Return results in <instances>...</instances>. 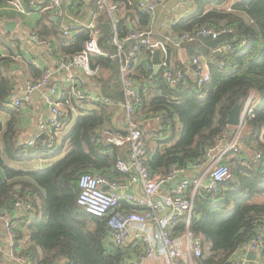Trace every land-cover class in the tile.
<instances>
[{
    "label": "trees",
    "instance_id": "trees-1",
    "mask_svg": "<svg viewBox=\"0 0 264 264\" xmlns=\"http://www.w3.org/2000/svg\"><path fill=\"white\" fill-rule=\"evenodd\" d=\"M11 2L0 0V6L9 8L7 12L1 10L0 22L20 21L25 17L10 9ZM128 2L132 3L133 11L140 13L135 0H125L127 5ZM227 2L193 0L196 11L178 21L170 31L177 36L204 27L232 30L217 40L205 38L184 44L189 45L188 51L197 50L196 55L205 58L199 60L202 68L207 62L209 80L199 90L187 78L173 87L167 86L162 72L155 73L153 68L148 69L150 62L141 60L142 55L148 60L144 46L139 48V56L129 73L140 98L133 117L161 118L160 126L154 124L144 132L145 164L153 175L163 176L172 168L186 167L202 159L229 131V112L237 104L242 110L246 100L253 97L252 115L245 117L241 131L243 151L224 157L230 178L219 184L217 193L199 190L194 196L189 231L201 244V256L193 258V264H227L241 245L257 236L261 237L259 255L264 261V0H238L230 11L225 10ZM23 3L26 6V0ZM34 12L41 13L30 11ZM139 16L147 23L146 15ZM37 17L36 23L23 24L39 38L54 36L55 54L67 58L83 50L89 39L87 30L81 29L72 37H58L57 31L54 28L49 31L44 23L47 14ZM114 26L123 38L129 24L117 19ZM101 31L97 41L101 55L90 56V64L109 72L100 93L113 103H88L85 99L63 96L60 100L65 109H61L63 122L72 109L84 110L82 105L86 104L93 108L78 116L61 139L59 131L52 130L31 147L20 140L18 114L8 107L9 96L16 87L11 74V68L16 66L15 56L11 51L0 52V241L2 229L5 231L3 212L11 215V207L16 203L30 207L23 227L11 229L14 245L24 243L21 256L30 264H137L141 253L140 246L134 244L114 248L106 220L86 214L77 205L79 177L88 174L111 180L122 178L115 163L118 156L126 153L124 149L100 142L97 133L103 128L115 132L113 114L117 104L124 100L120 65L133 43H127L120 56L110 43L114 28L105 26ZM226 42H234L232 51L217 54L216 48ZM158 59L160 56L156 54L153 62L157 63ZM25 70L34 80L45 74L31 66ZM55 158H58L56 163L45 170L28 169L29 164ZM192 189L189 188L190 192ZM183 230L180 227L176 233Z\"/></svg>",
    "mask_w": 264,
    "mask_h": 264
},
{
    "label": "built area",
    "instance_id": "built-area-1",
    "mask_svg": "<svg viewBox=\"0 0 264 264\" xmlns=\"http://www.w3.org/2000/svg\"><path fill=\"white\" fill-rule=\"evenodd\" d=\"M93 0H26V6L23 0H12L10 9L24 16H29L31 10L45 11L48 8L60 9L65 6H77L79 4H89ZM137 10L153 19L154 3L152 0H135ZM233 3L228 4L226 11L231 10ZM97 7L100 11L106 13L109 17L117 11V5L111 4L108 0H98ZM89 33V39L85 42L83 50L72 57L63 58L58 56L56 71L70 72L72 70L80 71L84 76L96 77L99 74V67H92L90 56L101 55V50L97 45L98 30L94 24L84 26ZM77 26H61L59 28L62 36L67 37L76 33ZM115 31V26H114ZM232 30L221 29L214 30L204 27L194 31L191 34H182L177 36L166 35L161 40L151 43V29L133 30L128 29L125 36L120 38L117 32L110 41L114 45L119 55L123 53L127 43L133 45L124 55V60L120 65V74L122 78V89L124 100L120 106L124 112L123 125L124 132L111 131L108 128L100 129L97 133L100 142L109 144L113 147L126 150L124 155L118 156L115 169L124 176V181L111 180L107 176H95L84 174L78 179V197L77 205L84 209L85 213L95 217L104 218L106 227L110 234V243L114 248L128 247L131 244L139 245L141 253L136 259L137 264H193V258L201 256V244L194 239L189 231L190 222L193 214V199L199 190L206 193H217L219 184L230 178L229 168L224 160L228 153H241L243 151L244 139L241 136L244 119L252 115L253 97H249L241 110L242 125L236 127V131L227 142L226 138L219 140L214 147H211L205 153V156L197 162L186 167L172 168L166 175H153L145 164V137L143 127L153 122L160 126L161 118L143 117L134 118L135 108L140 102L139 94L133 81L130 78L132 65L139 56V48L146 47L148 60L152 61L156 50H160L164 55L161 63L162 78L164 83L173 87L186 78V72L195 68L193 84L195 90H199L208 80L209 75L200 66L199 57L194 55L187 64L181 68L174 67L168 61L167 45L180 49L184 44H193L200 39L209 38L217 40L223 34H231ZM31 41L39 47L54 53L53 45L50 41L41 39L35 35ZM234 42H226L219 46L215 52L232 51ZM243 45V42L240 44ZM223 64L220 65L222 67ZM151 69V67H148ZM51 78V72H45L44 76L26 88L27 93L38 91L46 86ZM76 100L87 99L90 102L110 104V100L99 98L97 96L88 98L80 90L72 88ZM57 95V89L51 87L49 96L44 98L45 105L48 106L50 116L42 120L39 126V134L31 140L24 142L31 147L41 134H49L52 130L60 131L64 125V113L61 110L60 102L53 99ZM23 99L13 92L8 99V107L18 111L22 108ZM73 110V109H72ZM259 158V155L256 156ZM197 170L199 175L191 178L187 173ZM137 187L141 194L132 192V188ZM168 187L167 193L162 194L161 190ZM192 187L191 195H188L189 188ZM264 198V194H263ZM134 208L128 211L121 208ZM12 214L26 215L30 207L23 208L20 203L11 207ZM16 212V213H14ZM22 212L24 214H22ZM5 222L4 233L12 239L16 229L12 226L10 215L4 211ZM183 227V233L178 235L176 231ZM261 237L257 236L251 241L240 246L238 251L231 257L227 264H247L246 255L254 253L259 256V264H264L260 258ZM22 257V256H21ZM24 264H30L25 257L20 258Z\"/></svg>",
    "mask_w": 264,
    "mask_h": 264
},
{
    "label": "crops",
    "instance_id": "crops-1",
    "mask_svg": "<svg viewBox=\"0 0 264 264\" xmlns=\"http://www.w3.org/2000/svg\"><path fill=\"white\" fill-rule=\"evenodd\" d=\"M97 1L98 0H93L89 4L86 5L79 4L73 7L63 5L60 9L48 8L45 11H40L41 12L40 14L34 12L35 14H31L30 16H25L22 19H20V21L2 20L0 22V52L5 53L11 51L12 53H14L15 56L14 60L16 62V66H13L11 68V74L15 78V82H16V87L14 92H16L17 95L23 99L22 108L16 111L18 114V125L20 128L19 138L23 143L33 139L34 137H37L39 134V126L42 120L50 116V111L48 109V106L45 105L44 103V98L49 96V90L51 87H55L57 89V95L53 97V99L57 102H60L62 97L66 95L76 100L73 95L74 91L72 90V88H75L76 90H80V92L84 96H88V98L94 96L102 98L103 96L100 93V88L102 84H104L110 77L109 72L101 68H99L98 76L93 78L84 76L78 70L58 73L56 71L58 55L53 52L51 53L39 47L34 42H32L31 37L33 35L31 31H29V28L23 24V22L34 24L39 19L38 18L39 16L37 17V15L47 14L48 17H46L44 23L49 28V31H53L54 28V30H56L58 33L57 34L58 37L60 36L64 37L59 31V28L61 26H73V25L77 26L78 29L76 30V33H72L70 36H67V37H72L75 36V34H77L81 29L85 30L84 26L88 24H94L96 29L98 30V39H99L102 34L101 30L105 26H109V28H112L113 30L114 23L116 22L117 19H120V20H126V22L129 24L128 29H133V30L151 29L152 36L150 39H151V43H153L158 40H161L162 37L166 35H170L172 37L175 36L170 33L172 27L181 19L192 15L197 9L196 5L192 3L193 0H187L188 1L187 4H189V6L179 11L178 13L179 15L177 16L175 15L176 16L175 17L174 16L175 11L171 12L168 9L171 8L170 6H173L174 4H180L178 2L179 0H152L153 3L155 4L153 19L149 18L146 14L138 10L141 14L146 15L148 18L147 23H144V20L141 19L139 16L140 13H137L136 11H133L131 9L130 6L132 5V3L130 2H128L129 5H127L125 3V0H108L109 3L117 5V11L111 18L108 15H106V13L98 9ZM184 1L185 0H182V2ZM236 1L238 0H228L227 4L225 5V8L228 6V4L230 3L234 4ZM8 9L9 8H7L6 6H0V12L1 10L3 11L6 10L5 12H7ZM11 22L16 23L14 30L11 32L5 31L4 29L5 24ZM41 39L50 41L52 45L56 44V38L54 36H50L49 39L46 38H41ZM188 46L183 45L180 49H176L170 45H167V50H168L167 55H168L169 63H171L176 68H181L184 64H187L190 58L193 55L197 54V50H194L192 52L188 51ZM156 54H159L160 59H158L157 63L156 62L154 63L153 62L154 56H156ZM154 56L152 61H149L146 60V58H144V56L142 55L141 60L150 62L151 65H149L148 67H151V69L153 68L155 73L162 72L161 63L164 60V55L160 50H156ZM199 60L201 62L202 60H205V58L202 59V57H199ZM206 63H203L204 71H206L205 68ZM26 66H31L41 72H47V71L51 72V78L45 87H43L38 91L29 94L27 93L26 88L29 86V84H31L32 82L34 83L37 80L36 79L34 80V78H32L26 72L25 70ZM194 72H195L194 67H192L191 72L190 71L186 72V78L189 81L193 82ZM121 83H122V78H121ZM133 85L135 86L134 81H133ZM85 100L88 103L90 102L87 99ZM110 102H111L110 104L113 103L111 100ZM120 104L121 102L118 103L117 106L115 107L112 123L115 131L122 133L126 130L122 123L124 118V112ZM60 105H61V109H64L61 103ZM82 107L84 108V110H80V111L72 110L73 112L72 114H70V116H68V118H71L74 114L76 115V117L83 116L84 114L88 113L86 112L87 110H91L93 108L91 104L82 105ZM153 126L154 124H151V126H147L145 130L143 129V132H147L151 130ZM235 131L236 128L230 127L229 131L225 135L227 142L232 140L231 138L233 137ZM64 136H60V139ZM39 163L29 164L28 169L30 170L39 169L40 167ZM198 175L199 172L197 170H192L187 173V176L191 178L197 177ZM118 181L119 182L124 181V176L122 175V178H119ZM167 190L168 187H165L161 190V193L166 194ZM132 192L137 195L141 194V190L137 187L132 188ZM188 195H191L190 190L188 192ZM26 217L27 214L24 216L23 215L21 216V214L19 213L12 214L10 216L12 226L16 229H21L24 225V222L26 221ZM181 234L182 233L178 232V235ZM23 245L24 243L21 242L16 247L12 239H10L4 233L0 241L1 263L24 264V262L20 260V258H22L21 251L23 250ZM247 255H246V260H247ZM254 256L255 257L253 264H259V260H260L259 256L257 255ZM57 264H62V263H57Z\"/></svg>",
    "mask_w": 264,
    "mask_h": 264
},
{
    "label": "rangeland",
    "instance_id": "rangeland-1",
    "mask_svg": "<svg viewBox=\"0 0 264 264\" xmlns=\"http://www.w3.org/2000/svg\"><path fill=\"white\" fill-rule=\"evenodd\" d=\"M178 2H179L180 4H174L173 6H170L172 9H171V8L168 9V10L171 11V12H174V11H175L174 16H175V15H176V16L179 15V14H178L179 11H181V10H183L184 8H186L187 6H189V4H187V3H188L187 0H185L184 2H182V0H179ZM176 16H175V17H176ZM32 83H33V82H32ZM76 118H77V117H76L75 114H74L71 118L66 117V119H65V123H64V126H63L62 130L59 131L58 134H59L60 136H64V135H66V134L70 131V129L72 128V126L74 125V122H75V119H76ZM151 124H154V123L151 122V123L146 124V125L143 127V129L145 130V128H146L147 126H151ZM57 159H58V158L51 159V160H48V161H43V162L39 163V164H40V167H39V169H37V170H45V169L51 167L54 163H56ZM2 232H3V234H4V229H2Z\"/></svg>",
    "mask_w": 264,
    "mask_h": 264
},
{
    "label": "water",
    "instance_id": "water-1",
    "mask_svg": "<svg viewBox=\"0 0 264 264\" xmlns=\"http://www.w3.org/2000/svg\"><path fill=\"white\" fill-rule=\"evenodd\" d=\"M16 26V23H7L5 24L4 26V29L5 31L7 32H11L14 30ZM220 53V52H217V54ZM227 125L230 126V127H240L242 125V121H241V108H240V105H236L230 112H229V115H228V120H227ZM45 138V135L44 134H41L39 136L38 139L40 140H43ZM254 253H249L247 255V261H248V264H253V261H254Z\"/></svg>",
    "mask_w": 264,
    "mask_h": 264
}]
</instances>
